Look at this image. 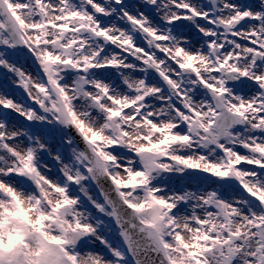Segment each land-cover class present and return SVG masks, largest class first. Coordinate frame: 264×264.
<instances>
[{
    "label": "snow or ice",
    "instance_id": "obj_1",
    "mask_svg": "<svg viewBox=\"0 0 264 264\" xmlns=\"http://www.w3.org/2000/svg\"><path fill=\"white\" fill-rule=\"evenodd\" d=\"M0 264H264V0H0Z\"/></svg>",
    "mask_w": 264,
    "mask_h": 264
}]
</instances>
